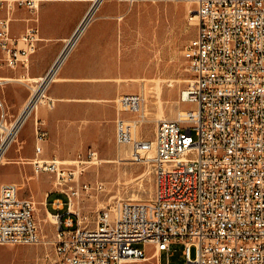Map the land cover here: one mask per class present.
<instances>
[{"label": "built area", "instance_id": "2783aa9c", "mask_svg": "<svg viewBox=\"0 0 264 264\" xmlns=\"http://www.w3.org/2000/svg\"><path fill=\"white\" fill-rule=\"evenodd\" d=\"M97 1L99 7L104 0ZM115 1L128 6L183 2L191 6L190 17L197 23L196 36L184 51L192 80L180 101L189 108L175 119L158 120L151 140L139 131L144 115L139 119L120 115L116 120L117 144L131 146L128 161L152 168L154 196L147 202L117 200L90 227L71 210V203L91 190L87 184L78 185V180L84 171L80 164L94 159L95 153L87 154L88 161L36 157L35 174L53 176L56 187L66 190L68 217L56 215L54 240L44 242L36 203L20 199L16 184H1L0 246L51 245L53 256L46 258L52 264H125L148 260L144 248L135 246L142 244L154 246L156 263L164 252L170 264L171 245L181 243L184 264H264V0ZM14 3L37 8L36 0ZM97 9L91 16L90 11L82 27ZM10 22L9 17L0 20V47L7 66L15 68L36 52L39 38L36 30H28L19 39L24 48H19V40L10 36ZM76 40L77 35L69 46ZM63 58L44 80L54 70L55 76ZM42 101L54 107L46 92L37 97L35 91L12 125L2 113L0 158ZM143 102L140 95L127 94L116 105L120 114L133 116ZM46 136L38 123L37 154ZM101 187L96 184V189ZM55 205L60 211L61 203Z\"/></svg>", "mask_w": 264, "mask_h": 264}, {"label": "crops", "instance_id": "0c3cea01", "mask_svg": "<svg viewBox=\"0 0 264 264\" xmlns=\"http://www.w3.org/2000/svg\"><path fill=\"white\" fill-rule=\"evenodd\" d=\"M15 1L0 0V20L11 19V38L19 40L33 29L39 40L36 52L29 56L25 65L15 68L7 66L6 54L0 47V118L5 113L7 122L14 124L35 91L38 95L36 89L44 85L46 80H43L64 58L45 91L46 97L55 102L54 107L49 108L47 102L42 101L25 120L16 139L0 158V169L4 173L0 185L16 184L20 199L34 201L45 197L47 217L49 214L56 217L65 211L68 214L67 201H64L68 198L53 188L55 182L51 181V175L35 174L32 161L39 157L65 162L87 150L106 153L107 159L120 156V151L127 153L129 145L121 146L116 152L105 147V138L110 146L114 144L117 118L120 115L131 117L127 113L120 114L116 100L129 93L130 71L137 75L145 73V55L140 52L130 70L127 29L122 16L124 4L115 0H104L83 27L95 0H36V9L18 7ZM76 35L77 40L70 47ZM17 46L24 48L20 40ZM38 123L47 134L39 144L40 154L36 153ZM2 137L0 130V149ZM52 196L55 199L49 203L47 197ZM56 202L61 203L60 211ZM142 248L148 260L125 264H162L164 252L159 253L156 263L154 246Z\"/></svg>", "mask_w": 264, "mask_h": 264}, {"label": "rangeland", "instance_id": "374dc122", "mask_svg": "<svg viewBox=\"0 0 264 264\" xmlns=\"http://www.w3.org/2000/svg\"><path fill=\"white\" fill-rule=\"evenodd\" d=\"M122 7V16L125 18L123 22L127 29L126 47L130 70L136 63L138 54L143 51L145 55V73L137 75L130 71L128 94L140 95L144 100L140 112L131 115L130 119H139L140 115H144L145 120L139 131L145 140H151L156 129L157 118L175 119L178 113L189 108L180 101L182 91L192 80L184 51L196 36L197 23L190 17L191 6L183 2H149L133 6L124 4ZM105 139V147H110L116 152L121 148L116 140L110 146L108 138ZM129 147L128 155L120 151V156L114 159H107L106 153L93 150L94 159L80 164V168L84 171L79 177L78 185L87 184L91 190L89 193L82 192L79 198L73 199V210L90 227L95 225L99 213L117 200L147 202L154 196L155 182L152 168L128 161L131 157V146ZM88 153L89 150L64 161L73 162L80 159L88 161ZM53 178L51 181L54 183ZM3 179L4 173L0 169V181ZM42 180L45 179L42 177ZM97 183L102 185L101 189H96ZM52 186L58 192L63 191L55 184ZM61 194L67 196L66 190ZM54 199L53 196L47 197L49 203H52ZM34 202L36 203V220L43 241L51 242L57 230L56 225L47 217L45 197L40 200L34 199ZM66 213V211L62 213L64 218L68 217ZM135 246L142 248V244ZM183 250L184 245L181 243L171 245L173 257L170 264L185 263ZM47 254L52 258V246L44 243L0 246V264H52L51 260L46 258ZM194 255L193 249L192 256ZM161 260L162 264H167L166 254L162 255Z\"/></svg>", "mask_w": 264, "mask_h": 264}, {"label": "bare ground", "instance_id": "6f19581e", "mask_svg": "<svg viewBox=\"0 0 264 264\" xmlns=\"http://www.w3.org/2000/svg\"><path fill=\"white\" fill-rule=\"evenodd\" d=\"M95 6H94V8H93V10L91 11V13H90V16L95 12V9H97V7H98V4H99V2L100 1H97V0H95ZM193 20H195L196 21V19L194 18ZM88 21V20H87ZM86 21V22H87ZM0 39H3V31L1 30L0 31ZM55 72V71H54ZM54 72L51 74V76L45 81V83H44V85L42 86V87H40L39 89H36L37 91H38V95H37V97H40V96H43L44 94H45V91H46V89H47V86H48V84H49V81L51 80V79H53L54 78ZM43 81V82H44ZM144 82V81H143ZM162 85V84H161ZM161 88V87H160ZM159 91H160V89H159ZM160 102V101H159ZM160 106H161V104H160ZM159 108V107H158ZM143 111H145L144 109H143ZM161 113H162V111H161ZM161 115V114H160ZM157 120H162V117H160V118H157ZM14 135V131H12L11 133H9L8 134V139H7V142H9V140L12 138V136ZM129 154V151L127 152V155ZM114 162V161H113ZM97 162H95V164H96ZM147 171H149V170H147ZM148 173V172H147ZM145 176V175H144ZM73 207H74V202H73V200H72V203H71V210L73 211ZM49 220L53 223V224H56V222H57V217H55V216H53V215H51V214H49Z\"/></svg>", "mask_w": 264, "mask_h": 264}, {"label": "trees", "instance_id": "16d2710c", "mask_svg": "<svg viewBox=\"0 0 264 264\" xmlns=\"http://www.w3.org/2000/svg\"><path fill=\"white\" fill-rule=\"evenodd\" d=\"M65 207H66V208L68 207V206H67V204H66V206H65ZM63 209H65V208H63Z\"/></svg>", "mask_w": 264, "mask_h": 264}]
</instances>
